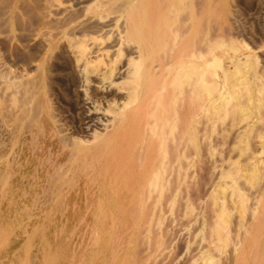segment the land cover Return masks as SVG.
Listing matches in <instances>:
<instances>
[{"label":"bare ground","instance_id":"bare-ground-1","mask_svg":"<svg viewBox=\"0 0 264 264\" xmlns=\"http://www.w3.org/2000/svg\"><path fill=\"white\" fill-rule=\"evenodd\" d=\"M0 158L24 202L138 219L141 264L167 217L187 264H264V0H0Z\"/></svg>","mask_w":264,"mask_h":264},{"label":"rangeland","instance_id":"rangeland-1","mask_svg":"<svg viewBox=\"0 0 264 264\" xmlns=\"http://www.w3.org/2000/svg\"><path fill=\"white\" fill-rule=\"evenodd\" d=\"M98 85L99 84H96L95 82H91V86H98ZM101 91L106 92V90L103 88H101ZM101 97H102L101 95H98V96H93V94L92 96L90 95V99L87 101L88 104H90V110L88 114L96 115V114L102 113L101 110H98V109L94 110L92 108L93 103L91 102V100L96 99V103H98L100 106H103L104 105L103 102L105 101V98H101ZM1 165H2V161L0 158V168H1ZM200 165L201 166L199 169V178L201 179L203 178V172H204L203 166L204 165L202 162ZM11 171H12L11 167L9 166L8 172L10 174H11ZM23 176H25L26 178L30 177V175H27V174H24ZM17 177L21 178V176H17ZM13 178L14 177L10 176L8 179L11 180ZM40 192L41 191H38V193L37 191L33 192L34 196L42 195V193ZM133 193L134 191H131L127 194V196L131 197L134 195ZM31 194H29L30 196L29 201H26V202L22 201L21 200L22 199L21 196L23 195L22 189L21 188L18 189L15 185L12 187V189H10L9 186H5L3 183V179L1 178V175H0V264H49V263L50 264H80V258L83 255L85 256V262H88L85 264H101V263L104 264V262L105 264H110L111 262H112L111 264L113 263L114 264L116 263L117 264H121V263L122 264H129V263L130 264H135V263L141 264L140 260L142 261L143 257L145 256L146 250L142 242L139 241L140 237H138V239L136 238L137 236H139L138 231L137 232L135 231V229L138 230L137 228L140 225V221L138 219L134 220L130 216H125V217L113 216L112 217L110 213H115L117 210H120V209H118L117 207L110 208L109 206H106V205H104L103 207H96V206L88 207V206H85L83 203L75 204V205L73 204L66 205L62 201H58L52 204L42 205L41 203L33 202ZM75 195L78 197V195L82 196L84 194L82 192L77 193L74 190L68 191V192L64 190L58 193L57 196L58 198H64L66 196L74 197ZM108 207L110 209H108ZM96 208H97V211H96ZM92 211H95L94 213H96L95 214L96 219L95 217L91 216ZM102 217H104L103 221H102ZM95 220L97 222L99 221V223H97ZM178 220L179 219H176L175 220L176 222H175L171 217H167L166 220L163 221L159 229L164 234H170V236L173 238L171 242L170 240L169 241L167 240L168 245L169 244L170 245L164 250V253L162 256V258L164 257L163 258L165 261L164 264H168V263L169 264H187V259L189 258L188 254H184L182 252L180 253L184 245V237H185L184 234L186 233L184 232V230L183 231L181 230L183 226H181V223H179L180 221ZM93 221L96 223H94ZM117 221L118 222L120 221V222L118 223ZM102 222L106 223V225H104ZM100 224L103 227H101ZM131 236L133 237L131 238ZM127 243H130V244H127ZM88 244L90 246H88ZM101 244L103 245L102 247H100ZM100 248L102 251H100ZM47 249L50 252L53 251L51 253H53L52 255H53L54 260L52 258L51 253L48 252ZM122 249H123V252H122ZM124 249L126 250L124 251ZM140 249H142L143 251ZM92 251H94V253ZM151 251L152 252L154 251L153 246L151 248ZM46 253H47V257L46 255H43ZM135 253H139V254H136L137 255L136 256ZM48 254L50 255L48 256ZM141 254L144 256L142 257ZM105 255H107V258ZM30 257H32V259ZM45 258L49 260H46ZM51 259L53 260L52 263L50 262ZM112 259L114 261H112ZM136 259L138 260V262H136L137 261ZM86 260H89V261H86Z\"/></svg>","mask_w":264,"mask_h":264}]
</instances>
